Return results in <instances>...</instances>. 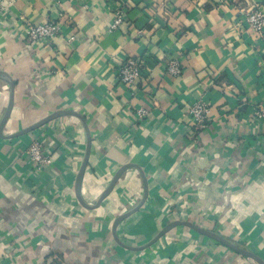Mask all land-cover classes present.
<instances>
[{
	"label": "crops",
	"instance_id": "obj_1",
	"mask_svg": "<svg viewBox=\"0 0 264 264\" xmlns=\"http://www.w3.org/2000/svg\"><path fill=\"white\" fill-rule=\"evenodd\" d=\"M256 3L264 6L7 0L0 70L14 87L0 76V264H260L187 224L157 239L176 220L264 260V121L254 115L264 104V56L239 14ZM117 8L126 19L112 28ZM61 11L51 45L26 42V22L58 20ZM128 56L148 65L133 86L118 80ZM169 56L181 61V76L167 72ZM200 98L210 119L195 125L188 110ZM34 138L52 155L49 166L30 161Z\"/></svg>",
	"mask_w": 264,
	"mask_h": 264
},
{
	"label": "built area",
	"instance_id": "obj_2",
	"mask_svg": "<svg viewBox=\"0 0 264 264\" xmlns=\"http://www.w3.org/2000/svg\"><path fill=\"white\" fill-rule=\"evenodd\" d=\"M8 8L7 0H0V14H4ZM239 14L241 23L256 38L260 53L264 56V6L251 4L247 7L240 6ZM60 19L48 18L45 22H34L29 20L25 23L24 38L30 45L47 44L51 45L54 38L63 31V12L59 13ZM126 19V11L123 8L115 9L113 13L112 28H117ZM166 62L167 72L175 77L183 74L182 63L179 59L169 56ZM148 70L147 62L140 56H128L124 58L118 68V80L127 86H133L146 78ZM145 110H139V114ZM195 125H204L210 119V104L205 99L196 100L188 110ZM254 115L258 121H264V104L254 107ZM27 153L32 164L37 168H43L53 163L51 154H47L42 142L34 138L28 146Z\"/></svg>",
	"mask_w": 264,
	"mask_h": 264
},
{
	"label": "water",
	"instance_id": "obj_3",
	"mask_svg": "<svg viewBox=\"0 0 264 264\" xmlns=\"http://www.w3.org/2000/svg\"><path fill=\"white\" fill-rule=\"evenodd\" d=\"M0 76L2 77H5L6 79H8L12 85V87H14V82L12 81L11 77L9 76V74H7L6 72L4 71H1L0 70ZM13 101H14V94H13V91L11 93V97H10V101H9V105H8V108H7V111H6V114L2 120V124H1V129L5 123V121L7 120L10 112H11V109H12V106H13ZM66 113H69V111H65V110H62V111H58V112H55L49 116H47L46 118L42 119L41 121L37 122L36 124L28 127L27 129L25 130H22L14 135H19V134H22V133H25V132H29V131H32L38 127H40L41 125H43L44 123L50 121L51 119H54L60 115H63V114H66ZM89 146H90V141H89ZM86 161L87 159L85 160V163L79 173V176H78V179H77V188H78V192L80 190V186H81V183H82V178H83V175H84V171H85V166H86ZM127 166H124L117 174L116 178L120 175V173L126 168ZM115 178V180H116ZM112 188V185L110 186V188H108L104 193H103V196L104 197L109 191L110 189ZM145 199V198H144ZM144 201V200H143ZM143 203V202H142ZM131 212L127 213V214H124L123 216H121L119 218V220L117 221V223L122 220V218H124L125 216H128ZM178 224H187V225H190L192 226L193 228H195L196 230H198L199 232L207 235V236H210L224 244H226L227 246L233 248L234 250H237L238 252L256 260L257 262H259L260 264H264V260L259 256L257 255L256 253H254L253 251L251 250H248L244 247H241L239 245H237L236 243L232 242L231 240H229L228 238L222 236L221 234L215 232V231H212V230H209V229H206V228H202V227H199V226H196L194 224H192L191 222L189 221H184V220H176V221H173V222H170L165 228H163L161 230V232L159 233V235L157 236V239L162 236L163 234H165L168 230H170L172 227L178 225Z\"/></svg>",
	"mask_w": 264,
	"mask_h": 264
}]
</instances>
